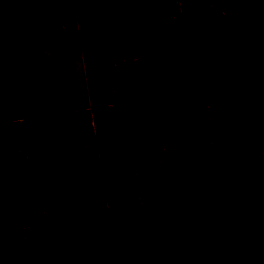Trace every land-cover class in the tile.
Returning <instances> with one entry per match:
<instances>
[{"label":"trees","instance_id":"16d2710c","mask_svg":"<svg viewBox=\"0 0 264 264\" xmlns=\"http://www.w3.org/2000/svg\"><path fill=\"white\" fill-rule=\"evenodd\" d=\"M220 1L0 0V264H264V0Z\"/></svg>","mask_w":264,"mask_h":264},{"label":"rangeland","instance_id":"374dc122","mask_svg":"<svg viewBox=\"0 0 264 264\" xmlns=\"http://www.w3.org/2000/svg\"><path fill=\"white\" fill-rule=\"evenodd\" d=\"M220 0H212V8L214 13H217L220 7ZM226 16H218V14L212 17L214 23L220 26L225 19ZM187 35L189 39L190 47L194 50L195 48V40H196V33H195V25L193 23L186 24ZM112 46H113V53H114V63L117 65L123 76L126 73V57L125 51L123 46V40L121 35H115L112 39ZM46 60L48 66V74L51 86V93L53 95L55 105L57 108L61 107V92H60V83H59V76L57 71V60L54 54V50L52 46H48L46 48ZM67 63L69 67V73L71 78V86L73 92L77 98L85 99L87 96V88L85 82V75H84V68L83 62L80 55L76 56H67ZM194 75H195V82L197 86H199L206 78L204 71L199 66L194 67ZM254 98L257 106L258 112V119H259V129H260V138H261V145L264 149V84L263 83H256L253 86ZM67 120L69 125L70 137L73 146L74 153L76 155H80L84 150V141L82 139V134L80 130V123L78 114L76 112H70L67 114ZM200 127L199 123H193L189 125L188 129L191 132H196ZM175 141V137L173 135H169L163 138L162 147H161V154L166 149L169 148L170 144ZM204 154V152H202ZM162 162V158L160 159ZM17 187V186H16ZM78 234V233H77ZM25 238H28L26 232H24ZM24 264H29L25 262Z\"/></svg>","mask_w":264,"mask_h":264}]
</instances>
